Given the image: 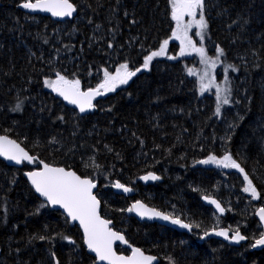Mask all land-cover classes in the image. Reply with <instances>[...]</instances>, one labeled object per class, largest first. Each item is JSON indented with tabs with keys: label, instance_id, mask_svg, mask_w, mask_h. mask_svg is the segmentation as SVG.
I'll return each instance as SVG.
<instances>
[{
	"label": "trees",
	"instance_id": "1",
	"mask_svg": "<svg viewBox=\"0 0 264 264\" xmlns=\"http://www.w3.org/2000/svg\"><path fill=\"white\" fill-rule=\"evenodd\" d=\"M21 2L0 0V134L47 164L98 182L102 215L132 245L159 256L160 264H264V251H251L250 240L239 248L214 239L197 241L205 229L229 224L248 237L262 231L255 212L264 207V0L205 1L210 42L225 50L226 66L239 69H229L234 103L220 117L214 115L215 98L198 94L188 72L192 58L152 60L149 69L109 92L87 116L46 89L44 80L56 72L69 79L90 77L87 90L104 69L125 62L130 69L142 67L144 57L159 50L165 39L177 52L171 0H71L77 17L61 23L26 14ZM20 102L22 111H13ZM225 152L249 174L259 199L243 192L246 181L238 170L195 163ZM93 157L99 168L85 166ZM31 169L0 160V217H6L0 220V264H55V259L94 264L80 229L71 227L61 212L41 207L45 203L23 177ZM149 172L162 180L139 182ZM115 181L132 186L136 195L128 199L116 194L111 189ZM205 195L225 200L227 216L205 206ZM135 200L201 227L188 235L128 218L125 211ZM39 235L54 239L29 242Z\"/></svg>",
	"mask_w": 264,
	"mask_h": 264
},
{
	"label": "snow or ice",
	"instance_id": "2",
	"mask_svg": "<svg viewBox=\"0 0 264 264\" xmlns=\"http://www.w3.org/2000/svg\"><path fill=\"white\" fill-rule=\"evenodd\" d=\"M19 6L23 9L50 13L54 17H71L77 10L76 5L72 3L71 0H22ZM204 9L205 0H171V18L176 22V31L172 33V36L174 39L180 41V56H184L191 52L199 54L201 62L205 65V71L199 78L200 92L203 94L210 88L215 87L216 106L214 115L220 117L222 108L234 103L232 99V81L229 79L228 71L229 69L239 71V69L236 65L228 64L223 68V86L215 83V77L208 69L214 70L219 64L223 63L220 58L226 55L225 50L217 46L215 58L210 57L206 49L202 45L198 47L196 42L193 41L188 34L194 23L199 29L197 35H199L200 40L203 41L205 39V36L208 34L209 24L205 17ZM125 15L127 16L128 13H125ZM197 15H199L198 19ZM185 16L191 17L192 22L184 23ZM132 23H136V21L133 20ZM245 23L247 22L245 21ZM168 44L169 41L165 39L158 51H152L150 54L146 55L142 67L130 69L129 63L125 62L119 65L115 74L104 69L103 81L96 88L81 90V81L79 79H69L60 72L55 73V80L45 79L44 84L71 104L77 105L79 112L84 113L96 107V105L93 104V100H95L96 97L108 92H114L118 86L128 84L129 81L133 77H136L142 70L149 69V65L155 57L166 55ZM108 46L112 47V44L109 43ZM169 58L175 59L176 57ZM257 67H259V65H257ZM188 72L190 75H196L193 69H189ZM249 103H251L250 100ZM12 110L22 111V102L17 103ZM58 119L63 121L64 117L60 116ZM240 119L243 118L241 117ZM236 126L237 125H230V128ZM261 140L264 142V137H262ZM51 142L56 143L57 141L53 138ZM0 157H4L8 161H14L17 164L28 161L29 163L35 162L43 166L39 170L27 172L26 176L34 187L35 192L46 198L48 204L53 206L59 205L66 211L67 217H69L71 221L79 222L80 226L83 228L84 242L87 249L91 253H95L94 264H97V262H106V264H152L156 259L155 257L145 255L139 248H133L130 256L118 255L116 253L113 247L115 242L121 241L127 243V241L121 233L109 227L111 224L110 220L103 219L100 216L99 208L101 202L93 193V189L97 187L93 179L88 177L82 178L80 175H77L75 171L45 163L38 157L30 155L16 140L10 139L7 135H0ZM195 163L202 165L211 164L224 169L238 170L243 174V180L246 181L247 185L243 188V192L250 193L253 199L260 198V193L257 191L253 180L230 152H225V154L220 157L210 154L206 159L198 160ZM90 165L96 168L100 167L99 164H95L94 157L90 158V164H86L85 166L88 167ZM140 178L145 181H156L160 179L159 176L152 172ZM12 182L15 183V180L13 179ZM113 187L122 189L124 192L132 191L131 188L126 187L119 181H116ZM203 198L215 205L220 213H224L227 210L221 205L220 201L211 199L208 195H205ZM45 206L46 204L41 205V207ZM38 211L39 209H37V212ZM121 211H124V209ZM126 211L136 212L139 216L149 219L159 218L164 221H170L172 224L190 231L193 228L192 224L185 223L179 216L168 215L154 208H148L139 201L127 208ZM258 214L260 220L264 221V207L259 208ZM0 220H6V217H0ZM195 227L200 228L201 225L196 224ZM230 232L232 235L229 234ZM210 234L223 237L225 240L235 244L250 240V247H264V231H261L258 236L253 234L252 237H248L241 234L239 226L234 229L220 228L217 230L216 227H212L210 230H204V236ZM57 236L62 240H66L69 244H76V241L70 236L62 233H57ZM35 239L45 241L54 239V237H46L44 235L33 236L30 237L29 242ZM51 255L55 257L54 252H52ZM169 259L171 260V258ZM55 264H60L59 259H55Z\"/></svg>",
	"mask_w": 264,
	"mask_h": 264
},
{
	"label": "water",
	"instance_id": "3",
	"mask_svg": "<svg viewBox=\"0 0 264 264\" xmlns=\"http://www.w3.org/2000/svg\"><path fill=\"white\" fill-rule=\"evenodd\" d=\"M19 8H20L22 11H24L26 14H29V15H32V16L49 17V18H51L53 21L58 22V23L65 22V21H67V20L75 19V18L77 17V14H78V13H77V10H76V12H74L73 15H72L71 17H54V16H52L50 13H45V12H40V11H32V10H28V9H23V8H21L20 6H19ZM76 8H77V7H76ZM109 95H110V94H109V92H108V93H105L104 95H101V96L96 97L95 100H93V104L96 105V103H98V102L101 101V100L106 99ZM57 97L63 102V104H64L66 107L75 110L80 116H87V115H89L90 113H92V112H94V111L96 110L95 108H93V109L88 110V111H86V112H84V113H81V112H79V108H78L77 105H73V104H71L69 101H67V100H65L63 97L59 96L58 93H57ZM0 135H1V134H0ZM8 137H9L10 139H13V138H11L10 136H8ZM13 140H15V139H13ZM17 143H19V142L17 141ZM19 144H20V143H19ZM20 146H21L22 148H24L21 144H20ZM24 149H25V148H24ZM25 151H27V150L25 149ZM27 152H28V151H27ZM28 153H29V152H28ZM29 154H30V153H29ZM30 155H31V154H30ZM0 160L3 161L7 166H9V167H13V168H22L24 165H28V166H30V167H32V168L35 167V166H39V167H37V168H33V169H31V170L24 171V172H23V177L26 179V181L28 182V184L30 185V187L33 189V191H34V193L36 194V196H37V197H38L43 203H45V204L48 206V208H49L50 210L61 212V213L66 217V219L69 221V224H70L71 227L77 226V227L80 229L81 234H82V236H83V242H84L83 228H82V226H80L79 222H78V221H71V219H70L69 217H67V213H66V211H65L63 208H61L59 205L53 206V205H51V204H48L47 201H46V198L40 196L39 193L35 192L34 187L31 185L30 180H29L28 177L26 176V173H27V172L35 171V170H39V169H41V168L43 167L41 164H39V163H35V162H34V163H29L28 161H24V162H22V163H20V164H17V163H15L14 161H8V160H6L4 157H0ZM52 166H54V165H52ZM55 167H60V166H55ZM63 168H64V167H63ZM65 169H66V168H65ZM66 170H68V169H66ZM71 171H74V170H71ZM152 173H154V174H156L157 176H159L160 179H159V180H156V181H152V180L145 181V180H142L141 178H139V181H140L142 184L146 185V184H150V183H154V182H159V181L162 180V178H161L160 175H158V174L155 173V172H152ZM77 175H79V174H77ZM145 175H147V174H145ZM145 175H143V176H145ZM81 177H82V176H81ZM141 177H142V176H141ZM82 178H83V177H82ZM94 182H95V181H94ZM115 182H116V181H115ZM115 182H114V183H115ZM119 182L122 183L121 181H119ZM95 183H96L97 187H96L95 189H93V193H94V195H96V192H97L98 187H99V183H98V182H95ZM114 183L111 185V189H112L116 194L122 195V196H124L125 198H128V199L133 198V197L136 195V193H137V190H136L135 188H133L132 186H129V185H126V184L122 183V184H124L126 187H129V188L132 189L131 192H124L122 189H117V188L113 187ZM208 196H209L211 199H216V200L220 201V202H221V205H222L223 207H225V206L223 205V202H222L220 199H218L217 197L212 196V195H208ZM96 197H97V195H96ZM97 199L99 200L98 197H97ZM202 200H203L204 205L207 206V207H209V208H211V209L217 214V216H219V217H221V218H224V217L227 216V214H228V211H227V210H226L224 213H220V212L216 209L215 205L209 203V201H208V200H205L204 198H203ZM137 201L143 203V204L146 205L148 208H154V207L148 205L146 202H144V201H142V200L131 201V202L129 203V205H128L127 208L131 207V206H132L134 203H136ZM100 202H101V201H100ZM261 207H262V206H260V207L257 208V210H256V212H255V217H256L258 223L260 224L262 231H264V221H261V220H260V218H259V214H258V210H259V208H261ZM101 208H102V205H101V203H100L99 214H100V216H101L103 219H106V218L102 215ZM154 209H156V208H154ZM156 210H157V211H160V210H158V209H156ZM160 212H163V211H160ZM125 213H126V216H127L128 218H133V219H135V220L138 221V222H141V223H144V222H147V223H155V224H158V225H161V226H164V227L171 228V229L176 230V231H178V232H183V233L191 234V233L195 230V227H194V226H193V228H192L191 231H190V230H188V229H184V228H182V227H180V226H178V225H174V224H172L170 221H164V220L159 219V218H152V219H149V218H147V217H141V216H139L136 212H128V211H125ZM163 213L167 214L166 212H163ZM168 215H169V214H168ZM107 220H108V219H107ZM183 221H184V220H183ZM184 222H185V221H184ZM185 223H187V222H185ZM109 227H110L112 230L121 233V234L125 237V240L127 241V243H124V242H121V241H116L115 244L113 245L114 250L116 251V253H117L118 255L130 256V255L132 254V249H133V248H139V247H136V246L132 245V244L128 241V239H127V237H126V235H125L124 233H122V232L116 230V229L113 227V223H112V222H111V224L109 225ZM220 228H227V227H219V228H217V230H219ZM240 232H241V231H240ZM229 234L232 235L231 232H230ZM241 234H243V233L241 232ZM206 239H214V240H217V241H219V242L225 243V244H227V245H229V246H231V247H234V248H239L240 246H242V245H244V244L247 243V240H245V241H241L239 244L231 243L230 241L225 240L223 237L216 236L215 234H210V235H208V236H204V235H203V236L200 238L199 241L202 242V241H205ZM84 247H85L87 253L95 259V253H91V252L87 249V246H86L85 242H84ZM117 248H122L123 250H127L128 253H127V254H125V253H119V252L117 251ZM139 249H141V250L144 252L145 255H147V256H152V257H155V258H156V259L152 262V264H160V263H161V258H160L159 256H156V255H153V254H148V253H146L142 248H139ZM250 250H251V251H264V247H256V248H252V247H251ZM0 258H1V251H0ZM97 264H106V262H97Z\"/></svg>",
	"mask_w": 264,
	"mask_h": 264
},
{
	"label": "rangeland",
	"instance_id": "4",
	"mask_svg": "<svg viewBox=\"0 0 264 264\" xmlns=\"http://www.w3.org/2000/svg\"><path fill=\"white\" fill-rule=\"evenodd\" d=\"M206 1V0H205ZM204 13H205V17H206V7L204 9ZM199 18V15H197V19ZM207 19V18H206ZM175 22V21H174ZM192 22V18L189 17V16H185L184 17V23H190ZM174 31H176V22H175V29ZM199 32V29L195 26V24L193 23V27L189 30V36L193 39V41L196 42L197 46H203L206 51H207V54L210 56V57H213L215 58V55H216V49L212 46L213 44L210 42V37H209V28H208V34L205 36V39L203 41L200 40V37L199 35H197V33ZM176 40V39H175ZM180 46L179 50L177 52H172L170 50V42L167 46V50H166V55H163V56H158V57H155L154 59L156 60H159V59H162V60H169V61H175V60H183L185 61L187 58H192L194 60V63L189 67V69H193L196 73V75H191L195 78L197 84H198V94L200 96H205V95H212L215 100H216V97H215V87H212L210 88L208 91L204 92L203 94H201L200 92V86H199V78L200 76L204 73L205 71V65L201 62V59H200V56L199 54L195 53V52H191L189 54H186L184 56H180L179 53H180V49H181V44H180V41L179 40H176ZM98 42V41H96ZM158 51V50H157ZM169 57H176L175 59H170ZM153 59V60H154ZM222 61H223V58L221 57L220 58ZM152 62V61H151ZM196 63V64H195ZM115 66V65H114ZM113 67H111L110 69H107L110 73H113L115 74L116 70L118 69H115ZM226 65L224 64V62L222 64H219L217 66L216 69L212 70V69H208L209 71L212 72L213 76L215 77V83L217 84H220L221 86H223V68L225 67ZM114 68V69H113ZM188 69V70H189ZM114 70V71H113ZM190 75V74H189ZM228 76H229V79L234 82V78L230 77V72L228 71ZM90 78V77H89ZM89 78H82L80 81H81V90H85L83 89L84 87H87L88 84H87V81ZM103 75L101 74V76L97 75L95 77V83L93 84L94 86L92 88H96L102 81H103ZM52 80H55L56 79V76L54 78H51ZM85 82V83H83ZM121 86V85H120ZM232 86V85H231ZM118 88V87H117ZM116 88V89H117ZM46 89L50 90L53 94H56L57 93L55 91H53L51 88H48L46 86ZM232 89H233V86H232ZM232 99H233V92H232ZM226 108V106H224L222 108V111ZM246 185V183H245ZM247 186V185H246ZM249 197L252 199V200H256V199H253L251 194L248 193ZM225 202V200H223ZM223 202V203H224ZM225 204V203H224ZM223 204V205H224ZM225 206V205H224ZM225 208L227 209V206H225ZM167 214L169 215H172L174 216L173 214V211L171 210H168L166 212ZM216 214V213H215ZM217 215V214H216ZM228 228V227H227ZM229 228H232L231 225L229 224ZM234 229V228H233Z\"/></svg>",
	"mask_w": 264,
	"mask_h": 264
},
{
	"label": "flooded vegetation",
	"instance_id": "5",
	"mask_svg": "<svg viewBox=\"0 0 264 264\" xmlns=\"http://www.w3.org/2000/svg\"><path fill=\"white\" fill-rule=\"evenodd\" d=\"M182 220H183V219H182ZM184 221L187 222V223H190V222H188V221H186V220H184ZM190 224H191V223H190ZM160 226H161V225H160ZM193 226H194V225H193ZM163 227H164V226H163ZM194 227H195V226H194ZM166 228H168V227H166ZM170 229H171V228H170ZM172 230H173V229H172ZM174 231H176V230H174ZM194 231H196V227H195V230H194ZM194 231H193V232H194ZM177 232H178V231H177ZM193 232H192L191 234H188V235H192ZM180 233H183V232H180ZM185 234H187V233H185ZM202 236H203V235H202ZM202 236H201V237H202ZM201 237H200V238H201ZM200 238H197V241H198V239L200 240ZM206 240H208V239H206ZM209 240H210V239H209ZM200 242H201V241H200ZM127 252H128V251H127Z\"/></svg>",
	"mask_w": 264,
	"mask_h": 264
},
{
	"label": "bare ground",
	"instance_id": "6",
	"mask_svg": "<svg viewBox=\"0 0 264 264\" xmlns=\"http://www.w3.org/2000/svg\"><path fill=\"white\" fill-rule=\"evenodd\" d=\"M33 169V168H32ZM140 182V181H139ZM156 183V182H155ZM145 223V222H144Z\"/></svg>",
	"mask_w": 264,
	"mask_h": 264
}]
</instances>
